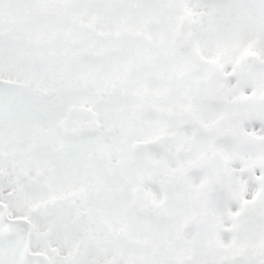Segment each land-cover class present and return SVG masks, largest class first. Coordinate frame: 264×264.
<instances>
[{
    "label": "snow or ice",
    "instance_id": "6c2138e0",
    "mask_svg": "<svg viewBox=\"0 0 264 264\" xmlns=\"http://www.w3.org/2000/svg\"><path fill=\"white\" fill-rule=\"evenodd\" d=\"M0 264H264V0H0Z\"/></svg>",
    "mask_w": 264,
    "mask_h": 264
}]
</instances>
